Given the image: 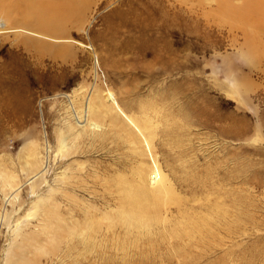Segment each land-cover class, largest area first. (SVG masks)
Returning a JSON list of instances; mask_svg holds the SVG:
<instances>
[{"label":"rangeland","instance_id":"1","mask_svg":"<svg viewBox=\"0 0 264 264\" xmlns=\"http://www.w3.org/2000/svg\"><path fill=\"white\" fill-rule=\"evenodd\" d=\"M0 22V264H264V0H0ZM94 90L108 131L56 159Z\"/></svg>","mask_w":264,"mask_h":264},{"label":"bare ground","instance_id":"2","mask_svg":"<svg viewBox=\"0 0 264 264\" xmlns=\"http://www.w3.org/2000/svg\"><path fill=\"white\" fill-rule=\"evenodd\" d=\"M7 1H10V0H7ZM28 2H29V0H28ZM225 7L226 6H224V7L220 6L221 9H223ZM30 8H32V7H30ZM242 8L244 9V6ZM242 8H241V10L243 11ZM239 10H240V8H239ZM225 11L223 12V10H222L220 13H222V12L226 13ZM230 11H231V8L229 9V12ZM14 13H17V12H14ZM42 15H44V13ZM226 15H227V13H226ZM21 16L24 19L23 23L26 24V21L28 20V17H29L28 10L25 11ZM38 18L41 19L40 17H38ZM41 20L38 21V19H37L35 22L36 24H30V23L26 24V25H29L28 26L29 28H24V29H26L27 31L35 32L41 36H46L47 38L48 37H50V38L56 37L58 32H59V29H60L56 25V23L51 22V21H46V19L42 20L44 22H41ZM5 30H6V26L2 22H0V36L4 35L3 32H5ZM26 34H28V33H26ZM25 36L32 39V37L29 34L25 35ZM37 45L38 46L42 45V43L37 42ZM94 92L95 93L92 94V96L90 98L88 97L89 100L87 101L85 108L82 107L83 106L82 105L77 110V115L75 116V118L72 121H71V119H69L70 121H66V126H67L66 130L58 133V146L56 149L57 155L55 157L56 159H57V157H61V158L63 157L64 158V157L73 156L75 154V152L78 150L79 145L81 144L80 142L85 141V140L89 143H92L93 141L96 142V140H98V139L101 140L102 137H104L105 132L108 131L106 129V126H105L102 118L106 117V115L109 114L110 112H117V107H116L117 104H116L115 96L111 92H107L106 93L107 95H102V94H100V92H97L96 90H94ZM77 103H78V101H77ZM80 104H82V102ZM72 116H74V115H72ZM44 159L45 158L42 155L40 144H38V143L37 144L36 143L31 144L29 146V148L27 149V158H26V164L25 165L27 166L29 171L31 173H33L32 174L33 179H35L37 176H39L43 172L42 170H43L44 163H45ZM43 177L45 178V176H43ZM43 180L44 179H42V181ZM43 182L46 183V180H44ZM6 183H7L8 190L10 191V189H12V191H13L14 186L16 187V185H15L16 184V177L10 175L9 179H6ZM154 188L158 189V187H154ZM31 191H32V196H36L38 199L41 198V196H38V194L36 192V185H33L31 187ZM150 193H152V192H150ZM145 194H148V192H145ZM14 196L15 197L11 201V205H14V207H15V203L19 201V194L14 195Z\"/></svg>","mask_w":264,"mask_h":264}]
</instances>
